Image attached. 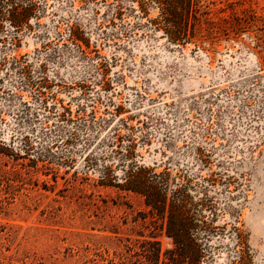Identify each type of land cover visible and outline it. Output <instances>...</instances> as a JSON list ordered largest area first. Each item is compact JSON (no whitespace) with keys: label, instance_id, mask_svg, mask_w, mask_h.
<instances>
[{"label":"rangeland","instance_id":"1","mask_svg":"<svg viewBox=\"0 0 264 264\" xmlns=\"http://www.w3.org/2000/svg\"><path fill=\"white\" fill-rule=\"evenodd\" d=\"M204 6L177 45L148 0L0 2V264H264V0Z\"/></svg>","mask_w":264,"mask_h":264},{"label":"trees","instance_id":"2","mask_svg":"<svg viewBox=\"0 0 264 264\" xmlns=\"http://www.w3.org/2000/svg\"><path fill=\"white\" fill-rule=\"evenodd\" d=\"M5 0H0V2ZM12 1V0H7ZM150 3L158 4L161 7L164 23L173 31L169 33V42L184 45L194 39L196 31L199 28L201 19L206 12L204 10L205 0H148ZM31 10L23 12H11L9 15L13 23H19L28 15ZM1 19V16H0ZM154 24V23H153ZM188 30V32H187ZM133 171V167L131 168ZM126 173L123 183L118 186L124 190L140 194L145 199V205L151 208V211L158 214L165 212V193L166 184L160 180V176L152 174L151 171L144 168L135 167L134 171ZM174 197L183 198L181 190L173 192ZM181 203L170 204L171 218L175 213L181 215L183 212ZM166 235L170 237L176 248L178 256L185 258L188 253V237L186 231L182 228L171 227L166 230ZM194 254V253H193Z\"/></svg>","mask_w":264,"mask_h":264}]
</instances>
